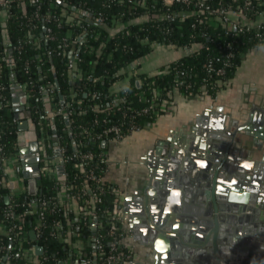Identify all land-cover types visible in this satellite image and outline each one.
<instances>
[{
	"label": "trees",
	"instance_id": "1",
	"mask_svg": "<svg viewBox=\"0 0 264 264\" xmlns=\"http://www.w3.org/2000/svg\"><path fill=\"white\" fill-rule=\"evenodd\" d=\"M209 2L216 8L215 13L206 10L196 11L185 4H172L167 11L160 4H156L154 8H151V5L147 9L139 7L134 13L122 17L124 25L120 30L110 33V15L121 9L119 6H112L106 10L109 16L104 24L94 28L88 26L90 30L86 42L92 49L89 46H82L76 61L79 74L75 81H70L66 66L68 57L57 40L63 36L65 28H59L55 23V17L61 10V4L57 0L37 2L13 0L8 12L0 9V12H5L0 15V146H2L0 153L7 156L17 149L16 121L10 108L12 85L18 83L23 86L28 95L27 107L36 122L46 116L41 86L47 82L54 85L57 83L55 101L58 102L60 95L64 101L65 111L53 117L56 133L61 135L63 128L70 130V133H66L59 140V144L65 147L63 180L71 185V188L66 190L80 195L82 187H94L97 184L95 180L103 175L106 167V161L99 153L106 152L107 141L104 142L102 137L94 145H85L87 142L85 129L92 128L100 132L113 123H119L122 128L128 125L129 119L122 115V109L127 105L122 102L116 104L111 100L110 87L115 81L123 80L133 66L139 69L141 57L154 49L151 42L165 45L171 43L182 49L183 53L163 65L158 72L151 74L139 72L137 77L141 81L140 84H136L134 78L130 77L127 86L119 91L128 101L126 103L134 108L149 104L148 101L139 100L141 93L149 98L154 88L160 91L156 108L132 119L139 126L154 122L160 116L162 102L173 90L171 85L175 78L184 80L178 88L180 92L195 94L205 90L208 94L214 95L220 88V82L232 77L243 55L253 48L264 45V27L259 31L260 36L254 28L241 31L231 29L225 32V27L216 18L224 14L221 5L231 3V0ZM86 5L91 9L96 8L97 3L96 0H87ZM257 7L264 9L263 4H258ZM214 17L216 23H212ZM47 26L51 27L56 39H49L46 42L40 34ZM77 32L80 30L75 27V33ZM30 33L38 36V39L34 41L29 37ZM144 37L149 38L148 42L144 41ZM98 49L101 52H98ZM208 64H211V68L207 66ZM218 67L223 69L222 73L215 71ZM12 73L15 74V78L11 77ZM36 130L37 132L40 130L38 126ZM78 150H89L95 154V157L87 160L84 166V169L93 168L94 178L88 179L85 171L75 168L79 160ZM103 184L105 191L100 195L101 202L91 205L95 215L102 219L105 210L117 206V196L113 193L115 185L107 181ZM61 189L59 180H50L42 176L38 181L39 193L44 197H58ZM7 192V187H0V207L7 204L5 200ZM25 196L26 194H23L17 197V200L21 201ZM83 197L89 200L87 193ZM73 216L74 214L68 212L62 205L55 212L47 213L46 223L51 224L59 219L62 227L58 229V235L55 237L49 235L50 228L43 230L39 243L43 246L47 258L36 264H55V259L64 260L69 256L75 261L78 258L77 249L92 256L96 248L85 244L84 239L87 235L105 234L102 242L108 246L110 238L104 229L96 228L92 231L91 227L84 225L83 219L78 216L74 226L75 233L67 239L68 224ZM32 217L28 216L27 227ZM77 239L79 240L75 242ZM0 243L8 245L5 238H0ZM10 262L32 264L26 263L15 254L12 255Z\"/></svg>",
	"mask_w": 264,
	"mask_h": 264
},
{
	"label": "built area",
	"instance_id": "2",
	"mask_svg": "<svg viewBox=\"0 0 264 264\" xmlns=\"http://www.w3.org/2000/svg\"><path fill=\"white\" fill-rule=\"evenodd\" d=\"M13 0H0V9L8 12L12 6ZM38 0H31V2H37ZM61 4L60 14L55 17V23L57 27H65L63 36L58 37L60 46L66 52L68 61L66 62L67 71L70 75V81H75L78 78V69L76 61L79 58L80 50L82 46L88 47L87 34L89 32L88 26L98 27L106 22L107 14L106 10L112 6H119L121 9L110 16L109 30L110 33H114L123 27L122 17L127 14L134 13L139 7L146 8L150 6L154 8L156 4H160L165 7L166 11L172 4H185L187 7L195 9L196 11H208L215 13V7L211 5L210 0H96V8H89L86 5L87 0H57ZM149 2H151L149 4ZM258 4L264 5V0H231V3L221 5L224 14L218 17V21L225 27V32L229 30H250L254 28L257 35L260 36L259 31L264 27V9H258ZM166 16H168L166 14ZM212 18V23H216ZM75 27L79 28L80 32L75 33ZM92 28V29H93ZM41 38L46 42L50 39H56L52 33L51 27L47 26L40 34ZM29 37L34 41L38 39V36L33 33L29 34ZM28 37V38H29ZM148 37H144V41L148 42ZM151 45L155 48L159 45H165L163 43L151 42ZM168 46H174L171 43ZM92 49V46H89ZM78 51V54L76 52ZM101 52L98 49V52ZM71 52V54H69ZM39 57L37 55V62ZM211 68V64L207 65ZM217 73H222L223 69L218 67L215 69ZM127 76L123 80L115 81L110 87L111 100L118 103L126 104V108L122 109L123 117L129 119L128 125L124 128L119 123H113L105 127L102 131L96 132L92 128L85 129L87 142L85 145H94L97 140L104 138L103 141L109 143L110 141H120L128 137L132 133L139 131L143 126L137 125L132 121L137 115L148 113L152 108L157 106V98L160 96L158 89H153L152 95L147 98L143 93L139 96L141 102H149L148 105L134 108L129 106L128 101L124 95L120 94V90L127 86L130 77H133L140 84V79L137 77L138 69L134 66L127 71ZM14 74V73H12ZM15 75V74H14ZM15 78V77H14ZM184 80L175 78L171 87L178 90L183 84ZM119 85V86H118ZM13 86H18L22 91V95L25 97V108L27 107L28 95L25 93L23 86L18 83H14ZM11 87V88H12ZM56 85L51 82H47L41 86V91L44 94L43 104L46 108L44 112L46 116L38 119L35 124V140L38 144V170L40 173L39 179H37V194L30 195L27 190L26 179L22 175V164L20 161V155L18 153V145L15 152L10 155H2L0 153V163L2 176L0 177V187H7L8 192L5 195L6 206L0 207V238H5L8 241L6 243H0V264H13L11 263L12 255L15 254L21 257L26 263L36 264L41 259H46L43 246L39 243L43 236V230L50 228L49 235L55 237L58 235V229L62 227V222L56 219L51 224L46 223L47 213L55 212L59 206H64L68 212L73 213L72 201H77L78 212L77 216L83 219L84 225L90 226L92 231L96 228L104 229L106 235L110 238L108 246H105L102 242L105 234L87 235L85 237V244L95 246L96 251L92 256H89L87 252L78 251V258L72 261V257L69 256L64 260L55 259V264L61 262V264H127L132 262L136 257L135 249L132 245L125 243L124 238L126 236V230L122 227L120 215L117 210V206L112 209H107L103 213L104 217L99 218L95 215V210L91 205L101 202V194L105 191L104 174L107 170L106 152L104 154L99 153V156L106 161V167L103 170V175L97 177L96 185L94 187L84 186L81 188V194L75 195L66 190L71 188L70 184H66L63 180V161L65 147L59 144V140L63 138V135L70 133L68 128H63L61 135L56 133L53 117L61 114L65 111L63 98H59L58 102L55 101ZM73 95V94H72ZM95 95L93 94L92 97ZM80 102V100H78ZM127 102V103H126ZM129 103H131L129 101ZM12 106V101H10ZM10 106V108H11ZM29 110V109H28ZM31 112V111H30ZM32 117V114H31ZM15 120V119H14ZM16 121V120H15ZM39 127L37 132L36 127ZM53 130H55L53 132ZM64 140V139H63ZM17 143V141H16ZM2 146H0V150ZM50 150V152H48ZM79 160L75 164L76 169L85 171V175L88 179L95 177L93 168L84 169L87 160L95 157L93 152L86 150L77 151ZM58 166H61V170H58ZM46 177L50 180L60 181L62 189L58 197H44L40 195L38 190V181L41 177ZM109 182V181H107ZM9 183L12 186H9ZM111 183V182H109ZM89 195V200L83 197L85 194ZM113 193L117 196V205H119V191L115 187ZM26 194L25 198L21 201L17 200V197ZM74 214V213H73ZM29 215L33 217L29 220V227L26 226L27 218ZM78 217L73 216L68 224L70 234H74V226ZM34 231V238H31L29 231ZM68 233V231H67ZM77 239L75 242H77ZM14 242V244H13ZM40 245L42 247V253L36 255L34 253V247Z\"/></svg>",
	"mask_w": 264,
	"mask_h": 264
},
{
	"label": "water",
	"instance_id": "3",
	"mask_svg": "<svg viewBox=\"0 0 264 264\" xmlns=\"http://www.w3.org/2000/svg\"><path fill=\"white\" fill-rule=\"evenodd\" d=\"M17 89L18 86L11 88V110L16 120L21 172L28 193L36 195L40 173L35 124L30 110L25 108V97H17ZM59 98L62 97L59 95ZM214 127L216 133L213 134L194 128L191 138L185 141H174L171 135L161 141L160 145L167 148L159 152L161 157L153 166L159 173L149 171L143 185L133 193V228L143 229L144 243L155 259L153 264H160L161 255L169 257L170 264H238L237 249L233 247L234 227L248 224L252 210L264 209V196L254 199L257 181L247 170L238 169L240 149L235 147V132L227 130L224 124ZM158 176L186 181L187 186L182 191L172 189L181 206L169 205L165 192L156 188L160 185ZM240 186L244 191L238 193ZM186 195L193 204L180 202ZM29 235L34 238V231L30 230ZM34 253L41 254L42 247L36 245Z\"/></svg>",
	"mask_w": 264,
	"mask_h": 264
},
{
	"label": "crops",
	"instance_id": "4",
	"mask_svg": "<svg viewBox=\"0 0 264 264\" xmlns=\"http://www.w3.org/2000/svg\"><path fill=\"white\" fill-rule=\"evenodd\" d=\"M0 14L3 15L5 12L1 11ZM154 49L158 51L151 58L143 61L140 59L138 72L145 74L158 72L163 65L183 53L182 49L168 45H159ZM201 91L185 94L173 89L167 99L162 102V113L154 122L145 125L123 140L107 143V170L104 179L114 184L120 193L117 210L122 227L127 232L124 242L132 245L136 252L135 259L127 264H153L155 261L149 247L144 243L143 229L133 228L132 217L135 208L133 193L143 185L149 171L153 170L154 174L158 172V169L153 166L161 157L159 152L167 148L164 144L160 145L161 141L166 140L169 135L174 141H185L188 137L191 138L194 128L204 129L213 134L216 133L214 126L224 124L227 130L235 132L237 141L235 147L240 149L239 171L247 170L254 181H257L254 199L264 196V45L247 51L232 77L220 82V88L214 95L208 94L205 90ZM15 93L19 99L22 98L20 89H17ZM197 121L200 125H197ZM250 126L251 128H248ZM177 171L181 173L180 169ZM158 178L160 185L156 188L165 192L164 197L169 205L172 208L181 206L182 204H179L175 195L172 194V189L182 191L184 186H187L186 181L163 176ZM244 183L251 185L248 180H244ZM242 191L244 189L240 186L236 192ZM129 198L130 200H127ZM188 199H190L188 195L183 196L180 202L193 204ZM72 203L73 213L77 215L78 203L77 201ZM262 211L264 209L260 212L257 209L252 210L248 224L242 226L251 228V218L264 215ZM236 227L232 233L234 237L239 234L235 230ZM233 244V247L237 249L238 264H256L249 246L245 245L243 248L244 244L237 240L233 241ZM170 261L169 257L162 255L159 257L160 264H170Z\"/></svg>",
	"mask_w": 264,
	"mask_h": 264
},
{
	"label": "flooded vegetation",
	"instance_id": "5",
	"mask_svg": "<svg viewBox=\"0 0 264 264\" xmlns=\"http://www.w3.org/2000/svg\"><path fill=\"white\" fill-rule=\"evenodd\" d=\"M250 218V217H249ZM252 227H236V232L238 234V238L234 237L233 241L239 242L243 245L249 246L251 251L254 254V259L256 260V264H264V215L259 216V218L253 217L251 218ZM241 228V231L239 229Z\"/></svg>",
	"mask_w": 264,
	"mask_h": 264
},
{
	"label": "rangeland",
	"instance_id": "6",
	"mask_svg": "<svg viewBox=\"0 0 264 264\" xmlns=\"http://www.w3.org/2000/svg\"><path fill=\"white\" fill-rule=\"evenodd\" d=\"M1 14H2V13H1ZM1 14H0V15H1ZM156 51H158V49H157V50L154 49V50H152L150 53H148V54L142 56V57H141V61L151 58V56H152L153 54H155ZM74 216H77V215H74ZM67 236H68L67 239H70V238H71V234H70V232H69V228H68V235H67ZM76 251H79V249H77Z\"/></svg>",
	"mask_w": 264,
	"mask_h": 264
}]
</instances>
